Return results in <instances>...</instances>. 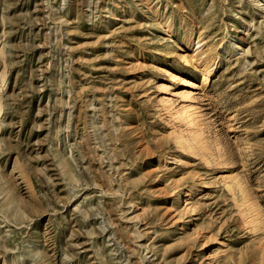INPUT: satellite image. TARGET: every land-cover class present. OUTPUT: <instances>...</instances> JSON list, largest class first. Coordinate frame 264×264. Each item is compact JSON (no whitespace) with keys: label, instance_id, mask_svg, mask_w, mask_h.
Here are the masks:
<instances>
[{"label":"rangeland","instance_id":"374dc122","mask_svg":"<svg viewBox=\"0 0 264 264\" xmlns=\"http://www.w3.org/2000/svg\"><path fill=\"white\" fill-rule=\"evenodd\" d=\"M0 264H264V0H0Z\"/></svg>","mask_w":264,"mask_h":264},{"label":"bare ground","instance_id":"6f19581e","mask_svg":"<svg viewBox=\"0 0 264 264\" xmlns=\"http://www.w3.org/2000/svg\"><path fill=\"white\" fill-rule=\"evenodd\" d=\"M200 41H198L196 44L198 45V47L196 49H192L189 51L188 54L185 55V57H190L189 59L197 64L198 66L201 67V72L204 76V78H208L210 76V70L208 68V58H206V56L204 55V52L202 50L199 51L200 48H202L203 43L199 44ZM177 96H179L184 105L179 109V111H176V114L179 116V118L189 127V128H194L195 125V119H193V116H195V108L193 107V105L190 104L191 101V97H190V93H187L186 91H181L177 94ZM170 101V100H169ZM168 101V99L165 98L164 103L167 104L169 107L171 106L170 102ZM173 114V113H172ZM198 115V114H197ZM177 118V117H176ZM182 122V123H183ZM197 124V123H196ZM195 134V133H194ZM193 134V135H194ZM198 136V135H197ZM183 137V136H182ZM181 138V137H180ZM181 145V144H180ZM189 147V146H188ZM193 188H188L187 190L183 191L182 194H184V197L189 196V194L191 193V190ZM232 191V190H231ZM187 202V201H186ZM188 205V204H186ZM249 219V218H248ZM249 222L251 220H248ZM258 221V220H257ZM248 225V223H247ZM252 227H254V223L253 221L249 224Z\"/></svg>","mask_w":264,"mask_h":264}]
</instances>
